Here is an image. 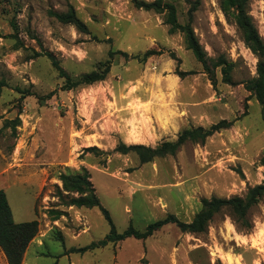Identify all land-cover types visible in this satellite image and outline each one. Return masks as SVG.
<instances>
[{
  "label": "rangeland",
  "instance_id": "obj_1",
  "mask_svg": "<svg viewBox=\"0 0 264 264\" xmlns=\"http://www.w3.org/2000/svg\"><path fill=\"white\" fill-rule=\"evenodd\" d=\"M164 1L175 5L179 23L190 22L209 60L233 63L230 83L209 61L211 80L182 33L168 32L165 11L132 0H1L0 80L6 85L0 87V189L15 222L38 223L21 264H227V256L233 264H264V198L250 211V230L237 228L223 212L203 233L168 223L146 239L76 250L103 238L109 225L97 207L63 204L56 196L60 173L87 171L118 232L129 223L144 230L167 214L190 222L202 198L243 195L264 182V122L243 83L256 75V57L218 0ZM68 5L89 34L48 14ZM248 10L264 40V0H249ZM109 50L129 57L114 55L104 80L70 90L46 56L34 55L51 52L77 78L109 59ZM147 50L160 53L145 62L131 58ZM176 68L189 73L179 77ZM115 102L130 111L132 140L151 148L175 141L186 128L222 119L231 125L202 143L186 141L173 155L140 163L134 152L114 150L119 136L98 133L93 125L116 111ZM16 117L20 125L12 133L4 125ZM90 146L97 150L84 149ZM51 209L62 214L52 219ZM0 264H8L1 248Z\"/></svg>",
  "mask_w": 264,
  "mask_h": 264
},
{
  "label": "trees",
  "instance_id": "obj_2",
  "mask_svg": "<svg viewBox=\"0 0 264 264\" xmlns=\"http://www.w3.org/2000/svg\"><path fill=\"white\" fill-rule=\"evenodd\" d=\"M1 2V0H0ZM135 6L145 10H154L157 12H166L165 23L168 25V32H181L184 37L185 46L189 49L196 60L203 66L204 71L210 76L212 67H219L222 81L230 83V71L233 69V63L227 62L224 58H217L216 60H209L206 53L199 43L190 22L181 24L177 20L176 7L173 3L164 0H132ZM249 0H218V5L226 20L234 23L237 31L245 46L256 57V75L245 80L244 87L253 95L260 105L261 117L264 122V40L260 36L252 16L248 10ZM191 12L189 11V14ZM48 14L54 17L57 21L63 24H70L75 27L78 32L89 34L87 25L77 16L72 5H68L65 11L49 10ZM14 28V24H11ZM155 50H147L141 56L133 55L131 58L139 59L145 62L149 56L159 54ZM36 57L46 56L51 66L57 71L60 77L64 78L63 88L66 90L73 89L79 85H90L92 83L102 81L110 69L111 58L114 55H119L125 59L129 57L128 53L122 50H109V59L98 63L95 69L81 74L77 78H72L60 65L56 57L48 51L34 52ZM175 73L179 77H183L189 72L179 71L175 69ZM6 84L0 80V87ZM16 91L22 92L20 88H15ZM20 125L18 117L14 120H6L4 127L11 126L12 133L15 127ZM231 125L230 121L222 119L209 127L201 126L191 127L182 130L177 139L173 142L165 141L157 145L155 148L145 146L142 144L126 145L119 141L114 150L126 154L134 152L140 163L153 161L156 157H163L165 155H173L178 148L186 141L202 143L208 136L216 131L227 128ZM86 151L97 150L96 146L84 148ZM58 180L61 182V187L56 186V196L63 202L64 205H73L76 207H97L104 216V219L109 225L108 233L97 241H92L89 244L77 248L78 252H85L95 248L104 247L109 243L122 241L127 237L135 239H146L155 231L168 223L175 224L180 231L190 233H203L207 230L208 224L213 217L219 213H227L234 224L239 229L250 230L253 227L252 220L249 217L250 211L264 198V182L249 186L243 195H232L230 197H216L202 198L199 210L194 214L190 222H183L173 214H167L164 218L155 220L146 225L144 230L136 229L132 223L122 231L118 232L111 219L108 210L102 206L99 198L95 194V190L89 180V175L83 169L81 173H60ZM52 219H57L61 214V210H49ZM38 231V223L36 220L15 222L12 218L11 209L9 207L6 194L0 189V248L3 251L8 264H21L23 253Z\"/></svg>",
  "mask_w": 264,
  "mask_h": 264
},
{
  "label": "crops",
  "instance_id": "obj_3",
  "mask_svg": "<svg viewBox=\"0 0 264 264\" xmlns=\"http://www.w3.org/2000/svg\"><path fill=\"white\" fill-rule=\"evenodd\" d=\"M115 109L116 111L114 109L112 112L110 111L111 116L105 114L100 120H95L93 125L96 127L97 132L102 134L115 133L126 145L140 143L132 140L131 127L128 126L132 123V119L129 115L130 111L126 110V105H118L115 102Z\"/></svg>",
  "mask_w": 264,
  "mask_h": 264
},
{
  "label": "bare ground",
  "instance_id": "obj_4",
  "mask_svg": "<svg viewBox=\"0 0 264 264\" xmlns=\"http://www.w3.org/2000/svg\"><path fill=\"white\" fill-rule=\"evenodd\" d=\"M225 260H226V263H227V264H233V263L231 262V257H230V256H227Z\"/></svg>",
  "mask_w": 264,
  "mask_h": 264
}]
</instances>
